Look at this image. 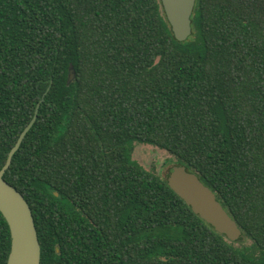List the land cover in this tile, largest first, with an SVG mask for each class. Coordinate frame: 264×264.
I'll use <instances>...</instances> for the list:
<instances>
[{
    "label": "trees",
    "instance_id": "trees-1",
    "mask_svg": "<svg viewBox=\"0 0 264 264\" xmlns=\"http://www.w3.org/2000/svg\"><path fill=\"white\" fill-rule=\"evenodd\" d=\"M192 25L177 40L161 0H0V170L39 104L4 178L41 264H264V0H197ZM136 143L175 160L147 169ZM177 165L244 240L171 188Z\"/></svg>",
    "mask_w": 264,
    "mask_h": 264
},
{
    "label": "water",
    "instance_id": "water-1",
    "mask_svg": "<svg viewBox=\"0 0 264 264\" xmlns=\"http://www.w3.org/2000/svg\"><path fill=\"white\" fill-rule=\"evenodd\" d=\"M168 21L177 40L186 41L193 33L192 16L197 0H161ZM75 76L72 68L69 82ZM51 85L48 87L49 91ZM44 99L42 97L41 101ZM39 104L29 124L22 131L0 170V211L11 231V250L7 264H41V245L34 216L25 196L4 175L13 156L38 117ZM171 188L187 203L196 215L232 241L244 240L243 231L218 200L216 193L196 172L184 165L175 166L169 177Z\"/></svg>",
    "mask_w": 264,
    "mask_h": 264
},
{
    "label": "rangeland",
    "instance_id": "rangeland-1",
    "mask_svg": "<svg viewBox=\"0 0 264 264\" xmlns=\"http://www.w3.org/2000/svg\"><path fill=\"white\" fill-rule=\"evenodd\" d=\"M133 156L147 169H155L157 171H161L168 161L173 162L175 160V157L166 150L143 143H136ZM245 244L251 245L252 241L249 240Z\"/></svg>",
    "mask_w": 264,
    "mask_h": 264
}]
</instances>
